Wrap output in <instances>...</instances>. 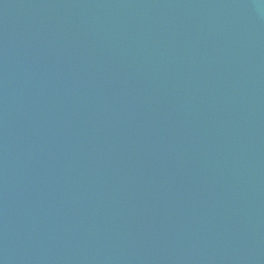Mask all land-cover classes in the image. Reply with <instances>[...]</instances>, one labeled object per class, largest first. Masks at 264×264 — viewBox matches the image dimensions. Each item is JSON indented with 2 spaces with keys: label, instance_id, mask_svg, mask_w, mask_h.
<instances>
[{
  "label": "water",
  "instance_id": "water-1",
  "mask_svg": "<svg viewBox=\"0 0 264 264\" xmlns=\"http://www.w3.org/2000/svg\"><path fill=\"white\" fill-rule=\"evenodd\" d=\"M0 264H264V0H0Z\"/></svg>",
  "mask_w": 264,
  "mask_h": 264
}]
</instances>
